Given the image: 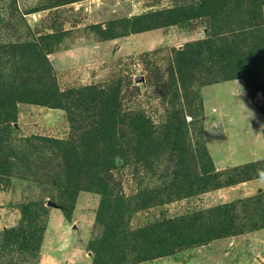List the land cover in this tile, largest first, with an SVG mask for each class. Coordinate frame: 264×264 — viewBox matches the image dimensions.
I'll return each instance as SVG.
<instances>
[{
    "label": "rangeland",
    "instance_id": "rangeland-1",
    "mask_svg": "<svg viewBox=\"0 0 264 264\" xmlns=\"http://www.w3.org/2000/svg\"><path fill=\"white\" fill-rule=\"evenodd\" d=\"M61 1L0 0V44L56 35L60 41L48 56L62 91L117 88L123 110L143 113L161 134L173 111L168 86L178 51L200 43L191 56L203 49L199 62L211 65L208 49L217 36L211 16L203 14L209 0ZM169 9H182L184 20L163 25L156 14ZM262 12L264 19V6ZM193 89L202 110L192 93L180 102L192 112L187 121L195 140L203 128L215 164L191 193H175L181 181L157 160L139 165L123 155L115 158L106 200L96 190L63 200L59 189L45 186L42 169L32 177L0 176V264H264V174L258 173L264 154L251 160L252 148L264 140L263 93L252 98L243 78ZM76 115L79 127L90 113L76 109ZM77 130L66 110L27 102L18 103L14 121L0 125V134H11L7 139L19 148L34 137L71 142ZM217 215L233 218L242 231L147 257V250L169 242L163 232L172 223H205Z\"/></svg>",
    "mask_w": 264,
    "mask_h": 264
},
{
    "label": "trees",
    "instance_id": "trees-1",
    "mask_svg": "<svg viewBox=\"0 0 264 264\" xmlns=\"http://www.w3.org/2000/svg\"><path fill=\"white\" fill-rule=\"evenodd\" d=\"M263 6L264 0L207 2L203 14L211 16L217 36L213 49H208L211 65L201 66L203 49L191 56L200 43L189 44L178 51L168 86L173 111L161 125V134L143 113L123 110L117 88L85 86L62 91L48 56L60 41L56 35L47 34L30 42L0 44V125L14 121L18 103L27 102L66 110L80 134L71 142L34 137L40 143L27 140L24 148L7 139L11 134H0V176L32 177L42 169L43 177L47 178L45 186L59 189L58 197L63 200H75L82 190H96L106 200L115 158L123 155L139 165L150 166L157 160L181 181L175 185V193H191L200 178L214 170L215 163L203 139V128L198 129V140L190 134L191 122L187 121V115L192 112L183 109L184 102L180 101L192 93L202 110L203 101L193 89L196 83L204 85L234 78L244 79L252 98L259 91L264 96ZM183 13L182 9H169L156 15L165 19L163 25H170L183 21ZM76 109L90 113L89 120L84 117L85 123L79 127L76 126ZM259 109L264 114V103ZM59 158L61 164L53 167L52 162ZM260 164L264 169V159ZM177 169L183 172L178 174ZM258 173L263 175L264 170ZM42 211L47 208L42 206ZM199 221L201 218L183 225L172 223L171 228L163 232L169 242L163 248L162 243L158 248L147 250V257L168 254L180 247L236 234L243 229L233 218L219 215L205 223ZM22 242L27 249H33L30 239L23 237Z\"/></svg>",
    "mask_w": 264,
    "mask_h": 264
},
{
    "label": "crops",
    "instance_id": "crops-1",
    "mask_svg": "<svg viewBox=\"0 0 264 264\" xmlns=\"http://www.w3.org/2000/svg\"><path fill=\"white\" fill-rule=\"evenodd\" d=\"M256 135V134H255ZM253 150H251L252 151V153L255 155L251 160L252 161H255V160H257L258 159V156L259 155H263L264 154V140L262 141V142H257L256 143V145H255V148H252ZM251 151L250 150H248V149H245V151L242 153V155H244V156H247V158H248V156H250L251 155ZM260 159V158H259ZM262 159H264V157H262Z\"/></svg>",
    "mask_w": 264,
    "mask_h": 264
}]
</instances>
